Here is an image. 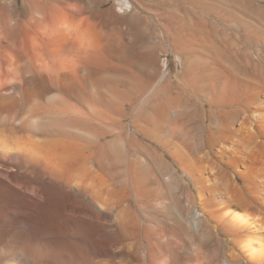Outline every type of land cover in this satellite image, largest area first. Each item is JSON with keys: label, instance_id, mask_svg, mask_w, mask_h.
<instances>
[{"label": "bare ground", "instance_id": "1", "mask_svg": "<svg viewBox=\"0 0 264 264\" xmlns=\"http://www.w3.org/2000/svg\"><path fill=\"white\" fill-rule=\"evenodd\" d=\"M55 1L0 0V264H115L141 255L143 243L144 261L157 264L160 239H149L154 217L143 212L171 193L172 163L198 184L209 157L189 141L196 131L200 147L217 145L242 182L210 168L203 178L221 181L220 208L193 209L184 191L188 225L220 227L226 264H264V0H141L146 15L128 21L135 41L166 37L181 65L175 81L157 78L151 62L134 74L126 35L87 2L95 51L81 54L45 32L67 11ZM120 1L127 14L138 11L135 0ZM166 206L171 217L180 201Z\"/></svg>", "mask_w": 264, "mask_h": 264}, {"label": "rangeland", "instance_id": "2", "mask_svg": "<svg viewBox=\"0 0 264 264\" xmlns=\"http://www.w3.org/2000/svg\"><path fill=\"white\" fill-rule=\"evenodd\" d=\"M17 1L20 2V0H17ZM48 1L51 2V3H56L55 0H53L54 2H52V0H48ZM62 1L66 2V3H69V0H62ZM135 1L138 4L137 5V10L138 11H134L131 14H127V13L120 14L117 11V9H116L115 0H89V1L88 0H79V3L82 5L83 10L85 9L86 2L91 4L94 7L95 11L100 14V16H101L100 18H101L102 21H103L105 15L108 14L107 17H109V14L111 13L110 17H112V18H110V17L109 18L113 20L112 23L116 27L120 26L119 27L120 31L124 32V35H126V37H124L123 39L121 38V39L125 42V43H123V47L124 48L126 47L125 48L126 49L125 53H128L129 56H130V59L132 60L131 61L132 64L130 66L132 68L130 70L134 74H137V73L138 74H142V72H145V70H147V68H146L147 66L144 63H147V65H150V62H151L152 66L151 65L150 66L151 67L155 66L153 68V70L155 71L156 75L158 76V77L156 76L157 78H160L161 75L163 74V76L169 77V78H171V80L175 81V76L179 75V72L181 70V65H180V63L177 62V57L175 55L174 50L170 46H168V44H167V40L168 39L166 37H164L163 35H160L159 33H157L154 36L152 35L151 41L148 44L146 43V44L141 45V43H138V42L135 41L137 32L133 28H131V23L130 22H132V24H133L134 22L138 21V18H141V16L143 18L146 15L145 12L142 10L141 0H135ZM142 1L145 3V0H142ZM232 6L234 7V9L237 8L235 10H238L240 4L238 3L237 6H236V4H234V5L232 4ZM159 7L161 9H163V10L170 11V12H172V11L175 12V10L180 8V6H178V5H174V4L170 5V4H166V3L163 4V5L160 4ZM128 21H130V22L128 23ZM125 24H126V26H125ZM127 24H129V25H127ZM127 27L131 28V30L133 32L130 31V30L129 31L131 33L128 32V28ZM43 30L45 32H48V33H51V31H52V33H54L56 31V28L51 26V25H45ZM160 42H161V45H159ZM155 43H156V45H155ZM137 53H140L141 54L140 56L143 55V56H145L147 58L144 59V57H142V58H140V56L137 57V55H136ZM261 54H263V53H261ZM142 64H143L144 67L142 66ZM138 65H139V68H138ZM200 136H201L200 131H198V132L196 131L194 133V135L191 137L192 140H189V141L190 142L193 141L192 142L193 145L196 144L195 150L198 149L197 153H198V151H202V152H205V154H207L208 157H209V160H208V162L210 161L209 163L206 161L207 163L204 162L203 163L204 165H199L200 170L203 173V174L201 173V175H202L201 179L202 180L199 178V174L200 173H195V176L197 175L196 177H198L197 180L200 179L202 183L199 182L200 181L199 180V181H197L198 184H192L186 177H184V175H182L180 173V171L178 170L177 165L172 163V171L174 173L175 180L173 181L174 183H172L173 185L171 184V186H169L171 189H169V188L168 189H169V191L172 190L173 192L172 191H171V193L168 192V194H166L167 196L162 197L161 199L159 198V200L157 199L156 201L152 202L154 204L153 205L154 209H152V210L151 209H147L145 212H143L144 215L147 214L150 217H154V220H153L152 223H151L152 220H150V224H151L150 226L151 227L149 226V230H150V235L148 236L149 239H151L152 241L153 240L157 241V240L160 239V241L157 242L158 246L160 248L157 251L158 252L157 255H159V256H156V258L159 259L156 262L157 264H186V262H187V260H186L187 257L186 256L187 255H192V256H190L191 257V261H189L190 264L191 263L192 264H226L224 261L226 260V256L228 255V253H226L227 252L226 251L227 248L225 246V243H223L224 242L223 241L224 238L222 236L220 227H218L217 232L216 231H212V228H209V227H211L212 224L211 225H210V223L206 224L204 221H202L200 223L201 228H199L198 229L199 231L195 233V231L192 230L191 226L188 225V219L185 217V216H188V213L185 211V206H184L185 196H186V193L188 192L187 194L191 198L189 200H191V202H192L191 205H192L193 209H200V207L203 208V205L205 204V201H208L206 203V205L204 206V209L206 207L207 211L208 210L209 211L210 210L211 211L212 210L215 211V210L218 209V207L220 208L219 201L217 200V196H216V193H218L219 190H221L220 185H219V188H218V184L221 182L220 180L223 181L225 179L224 181L226 182V180L228 179L229 181L227 180V182L231 183L233 181L232 182L233 185L235 184V181H236V185H238V186L241 184L242 181H241V179H239V177L236 176V172H234V169H232L231 167H229L225 163L226 159H227V156L225 157V155H223V157L222 156L220 157V155H222V154L219 153L218 151L216 153V150L218 149L217 145L216 146L213 145L211 148L206 146V145H205L206 147L205 146H202L203 148L200 147V143H199L200 142L199 141L200 140ZM233 140L234 141H231V143L236 144V142H237L236 138H234ZM147 143H148V141H147ZM197 143H199V144H197ZM198 145H199V147H198ZM213 156H215V157H213ZM210 163H212V164H210ZM212 166H213V168H212ZM210 168H211L212 171H216L215 172V176L222 177V178H219L220 180L218 179V181H220V182L218 184H216V185L215 184H209L208 183L209 180L208 179H204V178H206L208 176V172L210 171ZM205 170H208L206 172L207 174L204 173ZM167 175H168L167 172L163 173V176H167ZM195 180H196V178H195ZM203 181H205V182H203ZM197 182H195V183H197ZM202 185H205V186H202ZM214 197H215V199H214ZM172 198H175V199H172ZM203 198H204V200H202ZM172 200H173V202H172ZM175 200H179L180 201V206L177 209H175V207L173 206ZM167 202H168V204H167ZM165 203H166V205H170V207L173 206V208L171 210L169 209L171 211L170 213H172L171 214L172 216L173 215L174 216L175 215H179L181 213L180 215H182L183 219L179 218L180 221L178 220V222H176V220H175L176 217L174 219V218H171L172 216L171 217L165 216V214H163V213L167 209L165 211L163 209H165L164 207H166V208L168 207V206L165 205ZM170 203L172 204V206H171ZM199 204H200V207H199ZM212 204H213V206H212ZM215 204H217V205H215ZM215 206H216V208H215ZM160 210H163L162 213H161ZM181 210L183 212H185V214L183 212H181ZM137 212L139 213V211H137ZM158 213H160V214L158 215ZM140 219H141L142 222H144V220H145V218L144 217L142 218V216H141ZM145 223H148V222H146V220H145ZM178 223L182 224L184 226V228H186V229L182 231V226L180 227ZM160 227L162 229H164L163 232L161 231L162 229L160 230ZM160 231L162 232V234L161 233L160 234H155L156 232L158 233ZM188 231L190 232L191 239L188 236L189 235ZM183 233H184V235H183ZM158 236H161V237L164 236V238H160ZM153 238H155V239H153ZM161 239H163V240H161ZM44 240L45 241L49 240V242L52 241L51 237H47ZM187 246H188V248H187ZM142 247H143V249L142 248L141 249L143 251L139 250L141 255L138 254V256H134V258L131 257V255L125 256L123 258L121 257L122 259L119 258L116 261L117 263H115V264H147V262L144 261L145 260L144 256H146V253H147V251H146L147 248L145 246V243L142 244ZM175 247H177L178 249L175 248ZM128 249L129 250L131 249L130 251L131 252L134 251V253H135V251H138L136 249L132 250V248H130V247ZM126 250H127V248H126ZM186 250L187 251L189 250V251L187 252ZM160 254H161L162 257L160 256ZM138 257H140V258H138ZM196 257L199 260L198 259L196 260Z\"/></svg>", "mask_w": 264, "mask_h": 264}, {"label": "clouds", "instance_id": "3", "mask_svg": "<svg viewBox=\"0 0 264 264\" xmlns=\"http://www.w3.org/2000/svg\"><path fill=\"white\" fill-rule=\"evenodd\" d=\"M6 23L9 30L16 28L17 21L14 18L9 17ZM56 31L77 52L84 55L95 51L100 44L95 22L83 13L79 0H69L67 11L56 22Z\"/></svg>", "mask_w": 264, "mask_h": 264}, {"label": "built area", "instance_id": "4", "mask_svg": "<svg viewBox=\"0 0 264 264\" xmlns=\"http://www.w3.org/2000/svg\"><path fill=\"white\" fill-rule=\"evenodd\" d=\"M115 4H116V9H117V11L120 14L127 13L126 7L123 4H121V1L120 0H115Z\"/></svg>", "mask_w": 264, "mask_h": 264}]
</instances>
